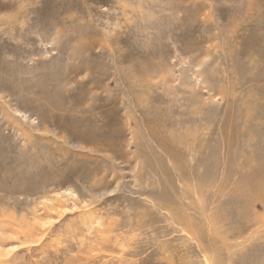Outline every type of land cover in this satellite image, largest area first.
<instances>
[{"label": "rangeland", "instance_id": "obj_1", "mask_svg": "<svg viewBox=\"0 0 264 264\" xmlns=\"http://www.w3.org/2000/svg\"><path fill=\"white\" fill-rule=\"evenodd\" d=\"M0 264H264V0H0Z\"/></svg>", "mask_w": 264, "mask_h": 264}, {"label": "bare ground", "instance_id": "obj_2", "mask_svg": "<svg viewBox=\"0 0 264 264\" xmlns=\"http://www.w3.org/2000/svg\"><path fill=\"white\" fill-rule=\"evenodd\" d=\"M183 137V136H182ZM191 139V138H190ZM186 140V139H185ZM182 141V140H181ZM183 142V141H182ZM185 142V141H184ZM187 143V142H186ZM179 144H181V143H179ZM188 144V143H187ZM190 147V146H189ZM255 168V167H254ZM248 182H246V184H247ZM243 185H245V184H243ZM246 186V185H245ZM245 186H243V187H245ZM194 189H195V186H194ZM197 189V188H196ZM190 190V189H189ZM199 191V190H198ZM187 210V209H186Z\"/></svg>", "mask_w": 264, "mask_h": 264}]
</instances>
